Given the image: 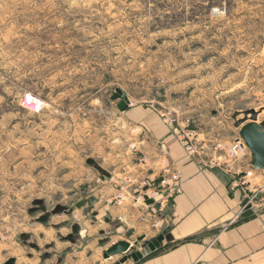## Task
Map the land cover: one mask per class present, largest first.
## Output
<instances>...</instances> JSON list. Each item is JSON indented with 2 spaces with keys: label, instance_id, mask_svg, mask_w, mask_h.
<instances>
[{
  "label": "rangeland",
  "instance_id": "obj_1",
  "mask_svg": "<svg viewBox=\"0 0 264 264\" xmlns=\"http://www.w3.org/2000/svg\"><path fill=\"white\" fill-rule=\"evenodd\" d=\"M141 109L203 133L207 163L237 135L236 111L264 121V0H0V264H114L122 255L104 258L114 243L146 233L140 250L163 232L158 215L126 229L91 193L102 175L137 191L128 164L148 129L126 118ZM125 195L112 205L144 211ZM58 205L72 213L53 214ZM242 208L236 220L250 216Z\"/></svg>",
  "mask_w": 264,
  "mask_h": 264
},
{
  "label": "crops",
  "instance_id": "obj_2",
  "mask_svg": "<svg viewBox=\"0 0 264 264\" xmlns=\"http://www.w3.org/2000/svg\"><path fill=\"white\" fill-rule=\"evenodd\" d=\"M132 115L134 117L126 118L129 123L148 129L138 144L140 152L148 155L149 163L132 160L128 164L130 171L133 170L131 178L140 182L151 177L154 184H159L164 166L159 159L164 145L181 171L183 191L163 209L157 204L134 212L128 204L122 209L112 205L119 189L116 179L109 180L102 175L101 182L97 183L99 177H96L91 193L100 203H105L102 205L118 217L126 229H136L143 224L151 227L148 215H158L159 225L165 221L166 226H171L172 240H165L159 249L138 262L129 259L123 264H264V209H251L250 216L235 219L223 230L240 212L245 200L244 189L233 187L232 174L211 166L201 157L189 155L160 116L151 110H136ZM201 135L204 134H199V138ZM132 154L129 158L135 157ZM126 165L124 162L122 166ZM92 168L94 174L106 173L99 164ZM155 232L150 233L151 237Z\"/></svg>",
  "mask_w": 264,
  "mask_h": 264
},
{
  "label": "built area",
  "instance_id": "obj_3",
  "mask_svg": "<svg viewBox=\"0 0 264 264\" xmlns=\"http://www.w3.org/2000/svg\"><path fill=\"white\" fill-rule=\"evenodd\" d=\"M25 102H28L29 107L32 109H34L33 107L40 108L39 105H41L40 100L31 96L26 97ZM32 102L35 105L33 107L30 106ZM164 122L189 155L199 157L202 153H205L204 146L198 143L199 134L192 127H189L188 124L182 125L177 121V118L168 115L164 116ZM161 148L162 152L159 160L164 166L161 169L160 183L154 184V180L148 177L139 182L137 191L133 192L130 189L125 191L128 196L134 194L137 201L142 202L147 208L158 204L163 209L183 191V178L178 165L169 157L168 149L164 145ZM138 163H149L148 155L141 153ZM209 164L232 174L233 187H245L250 193L252 192L248 202L243 206V210L245 208L255 210L256 205L253 204V201L258 196L262 197L263 202L261 205L264 206V168L259 169L253 166L251 151L239 133L228 143L223 141L217 143L214 149V157ZM259 175L262 179L259 184H255L253 179ZM125 192L116 195L114 201L117 205H124ZM148 199H152L153 203H148ZM236 217L227 223L223 230L234 223Z\"/></svg>",
  "mask_w": 264,
  "mask_h": 264
},
{
  "label": "water",
  "instance_id": "obj_4",
  "mask_svg": "<svg viewBox=\"0 0 264 264\" xmlns=\"http://www.w3.org/2000/svg\"><path fill=\"white\" fill-rule=\"evenodd\" d=\"M123 91L118 88L112 96V99L122 98ZM129 101L127 98H123L118 107L120 110H125L128 107ZM240 115H244L243 118H239ZM233 119L235 121V126L240 128L239 134L246 142L252 154V164L256 168H264V121L258 122V112L255 110L250 111H236L233 114ZM88 164L94 166L96 161L94 159H89ZM148 203H153L152 199L147 200ZM34 207L30 209L31 213L39 210V206L43 204V200L36 199L34 202ZM53 214H58L60 212H66L68 214L72 213V209H68L62 205H58L53 211ZM49 216L42 215L39 221L42 223H47ZM73 234L80 233V225L74 224L72 226ZM171 226H167L163 232L152 240L145 241L140 250L134 249L138 246L140 241L145 239V236L140 237L134 244L130 241L121 240L114 243L104 252V258L108 259L112 256L122 255L119 261L114 264H123L129 259H133L135 262L142 260L147 255L159 249L165 240H172L170 235ZM104 241H102V244ZM8 264H15V260H11Z\"/></svg>",
  "mask_w": 264,
  "mask_h": 264
},
{
  "label": "bare ground",
  "instance_id": "obj_5",
  "mask_svg": "<svg viewBox=\"0 0 264 264\" xmlns=\"http://www.w3.org/2000/svg\"><path fill=\"white\" fill-rule=\"evenodd\" d=\"M32 103H33V102H32ZM30 106L33 107L34 105H33V104H32V105L30 104ZM46 233H47V231H46ZM47 235H50V234H47Z\"/></svg>",
  "mask_w": 264,
  "mask_h": 264
}]
</instances>
